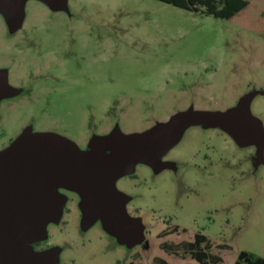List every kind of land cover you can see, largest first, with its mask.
I'll use <instances>...</instances> for the list:
<instances>
[{"label":"rangeland","instance_id":"374dc122","mask_svg":"<svg viewBox=\"0 0 264 264\" xmlns=\"http://www.w3.org/2000/svg\"><path fill=\"white\" fill-rule=\"evenodd\" d=\"M248 1L222 20L157 0H67L62 11L28 0L15 33L0 13V68L10 70L11 86L35 88L40 79L32 80L33 66L63 55L55 74L73 73L81 64L98 84L64 91L49 104L37 97L0 100V151L28 125L44 130L47 118L80 142L87 135L80 127L100 119L119 123L127 134L144 132L191 106L226 111L253 93L248 112L264 131V0ZM15 43H22L21 52ZM165 161L171 168L156 173L138 163L136 178L116 182L129 197L128 215L144 230L145 242L131 246L130 257L106 238L99 221L85 242L75 241L76 203L60 226H49L44 246L62 247V260L78 264H196L175 247L202 234L216 264H234L243 251L264 259V162L257 161L255 145L240 146L220 128L195 125Z\"/></svg>","mask_w":264,"mask_h":264},{"label":"water","instance_id":"95a60500","mask_svg":"<svg viewBox=\"0 0 264 264\" xmlns=\"http://www.w3.org/2000/svg\"><path fill=\"white\" fill-rule=\"evenodd\" d=\"M27 1L0 0V13L11 33L21 28ZM38 1L54 11L67 9V0ZM18 93L10 86L7 72L0 70V100ZM255 94L226 111L191 107L144 132L124 134L117 129L94 138L88 151L61 135L27 128L0 151V264L58 263L59 249L35 253L32 244L46 240L48 224L62 216L65 200L56 191L60 186L81 196L83 229L101 220L122 244L142 245L143 226L128 215L129 197L116 188L117 180L133 174L138 163L164 169L167 164L162 158L195 125L220 128L240 146L255 145L257 161H263L264 131L248 112Z\"/></svg>","mask_w":264,"mask_h":264},{"label":"flooded vegetation","instance_id":"af4514ba","mask_svg":"<svg viewBox=\"0 0 264 264\" xmlns=\"http://www.w3.org/2000/svg\"><path fill=\"white\" fill-rule=\"evenodd\" d=\"M21 44L22 43H15L12 47L17 52H21ZM52 52H54V51H52ZM22 55H23V53H18L19 58ZM69 55L71 57V55H74V54L70 53ZM67 56L68 55L57 56L55 59H52V61L50 62L51 64H48V66L44 65L43 67H35V65H34L32 74L36 75L37 77L33 78L32 80L40 79V80H37V81H39L38 85H36L35 88L29 87V86H23V85L19 86V87H13L12 86L13 88L18 90V92H19L17 95L12 96V97H20V96H22L23 98H26V99L27 98L29 99V98L37 97L36 99H41L42 101H45L46 103L49 104V102L51 101L52 98H54V97L56 98L57 96H59L62 93H64V91H70V90L75 89V88L76 89L79 88V90H83L84 91V90H87V88L89 86V83H90V86H93L95 81H92V80L89 81L87 79V75H86V73H84L83 69L81 68V64H79V66L76 67V70L73 73H71L68 70L64 71L62 74H55L53 72L52 69H54V67L60 65L59 63L57 64V61L60 60L61 58H64L63 60H66ZM80 59H82V57ZM63 66H66V64H64ZM0 70H5L7 72L8 80H9L10 79V70L7 69V68H2V67L0 68ZM78 71H80V78L79 79L77 78V75H76V72H78ZM19 81L21 83H23V84H26L27 83L26 76L25 75H20ZM95 85L98 86L97 83H95ZM8 98H10V97H8ZM82 98L83 97H81V99ZM191 107H193V106H191ZM191 107H189V108H191ZM86 112H89V114H90L89 122L92 121L93 120L92 107H90V110H86ZM45 122L47 123V125L45 126V129L42 130V131H37L36 129H34L30 125H28L25 128H23V132L27 128H32L33 132L37 131V132L55 133V134L61 135L63 137H66L69 140H71L72 142H74L81 151H88L90 143H91V141L94 138H96V137H99V138L106 137V136L110 135L111 133H113L117 129H119L122 133L127 134V133L123 132V129L120 126L119 123H115L113 126H110L109 122L105 123L104 120L100 119V121L96 125H93L90 122L89 125H87L85 127H80V130L86 132L87 135L84 137L83 141L77 142V141L73 140L72 138L68 137L67 135H65V133H63V130H66V128L64 126L56 125L55 121L50 119V118H47L45 120ZM88 134H89V136H88ZM107 152L108 151H106V153ZM165 156L162 158V162L167 164L166 167H164V169L157 171L153 167H151V166H149V167L152 170H154L156 173H160L161 171H163L165 169L171 168V165L167 161H165ZM124 177L136 178L134 176V174L127 175V176H124ZM56 191L58 192V194L60 196H62L64 198L65 203H64V206L62 208V216H61L60 220L58 222H56V223L51 222L47 226V236H48V238H49V231H48L49 226L50 225L60 226L62 224V222H63V218L65 217V215L67 213L69 214V212H67L69 210L68 205L76 203V207H77L78 212H79V225H78V228H77L79 232L76 235L75 241L78 242V240H83L85 242V239H86L85 236H86L87 232H89L91 227H89L87 229H83L82 228L83 214H82V211H81V208H80V203L82 201L81 196L77 192H75L73 190H70V189H67L65 187H61V186L58 187ZM68 193L70 195H66ZM70 209L72 210V208H70ZM126 210L128 211V205L127 204H126ZM70 214H72V212H70ZM98 221L102 224L101 220H98ZM103 229H104V227H103ZM104 234L106 235V238L108 240H111L113 242V246L116 245V246L125 247L126 248V255H128V257L131 256L130 255L131 252H132V250L130 248L131 246H129L127 244L121 245L120 242H119V239L117 237L109 234L105 229H104ZM46 240L32 244L33 251L35 253H43V252L50 251V250H53V249H59L60 253H59V259H58V263L57 264H78V261L75 260L74 258H72L70 260L63 261L62 260V253L64 251H63L62 247H60L58 245H54L52 247H46V246H44V242ZM83 244L84 243H82V245L81 244L80 245L84 246ZM117 262L119 263V260ZM130 264H132V263H130Z\"/></svg>","mask_w":264,"mask_h":264},{"label":"trees","instance_id":"16d2710c","mask_svg":"<svg viewBox=\"0 0 264 264\" xmlns=\"http://www.w3.org/2000/svg\"><path fill=\"white\" fill-rule=\"evenodd\" d=\"M177 8L203 13L222 20H229L243 11L248 0H157ZM206 237L197 234L193 242L183 243L175 248L186 251L195 260L196 264H213L220 262L209 254L206 246ZM218 261V262H216ZM163 264H167L162 261ZM234 264H264V259L248 252H241Z\"/></svg>","mask_w":264,"mask_h":264}]
</instances>
